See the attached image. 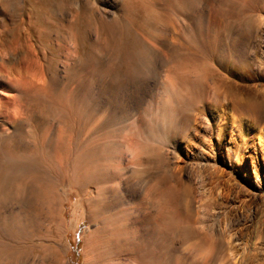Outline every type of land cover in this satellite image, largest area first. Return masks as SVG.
<instances>
[{"label": "bare ground", "instance_id": "obj_1", "mask_svg": "<svg viewBox=\"0 0 264 264\" xmlns=\"http://www.w3.org/2000/svg\"><path fill=\"white\" fill-rule=\"evenodd\" d=\"M2 1L15 14L28 6L32 21L27 22L25 46L32 56L16 73L20 91L13 99L18 102L0 96V263L24 261L32 246L29 207L38 215L44 209L54 211L57 189L63 185L81 195L86 216L96 226L84 236V264H120L125 254L135 264H185L187 255L196 264L229 259L232 243L211 224L198 225L204 219L185 209L184 185L172 184L169 174H157L154 165L159 152L156 128L174 122L176 106L170 96L181 97L180 88L192 94L202 89L209 72L200 57L202 38L205 29L220 24L225 9L218 7L205 21L202 5L207 0H120L119 11H106L99 0ZM219 36L217 32L207 38L216 43ZM2 84L0 80V95L5 93ZM141 86L171 88L160 118L153 117L152 95L129 124V115L98 103L99 89L113 90L119 97ZM37 109L45 117H33ZM26 112L24 125L19 119ZM128 132L133 134L126 138ZM116 136L139 151L132 163L145 178L140 189L154 208L143 225L130 209L113 210L120 199L107 196L111 183L119 184L123 175V168L110 164ZM31 222L39 227L40 222Z\"/></svg>", "mask_w": 264, "mask_h": 264}, {"label": "rangeland", "instance_id": "obj_2", "mask_svg": "<svg viewBox=\"0 0 264 264\" xmlns=\"http://www.w3.org/2000/svg\"><path fill=\"white\" fill-rule=\"evenodd\" d=\"M0 1V80L5 92L0 96L9 102H18L13 99L20 89L16 82L17 72L32 56L26 40L27 22L30 24L32 19L26 11L27 5L16 15ZM98 5L106 11H119L120 0H99ZM202 6L205 21L218 7L227 12L220 16L219 25L212 26L210 31L205 29L206 37L202 38L204 55L200 57L209 65L208 76L202 89L198 87L193 94L180 88L181 97L170 96V102L176 106L174 122L156 128L154 145L159 152L154 165L157 174L167 172L172 184L184 185L185 209L204 219L198 225L211 224L223 233L229 244L232 243L233 255L229 259L208 264H264V0H207ZM217 32L220 36L216 43L207 38L208 34L213 36ZM171 33L177 36L175 31ZM56 66L63 76L62 62L58 61ZM14 73H17L15 77ZM216 74L218 81H215ZM99 90L98 103L110 107L116 114L129 115L126 120L129 124L130 120H137L150 95L156 99L153 117L160 118V107L171 88L141 86L127 89L125 96L119 97L112 95L113 90ZM184 99L189 103L187 106L185 103L186 108L182 104ZM179 107L183 109L180 111ZM26 113L19 119L24 125H27L30 111ZM36 113L40 111L32 110L31 114L36 118L43 116ZM13 126L16 125L12 124L11 129ZM164 129L167 131L163 132ZM131 130L133 132L134 128ZM132 132L125 134L126 138ZM126 138L116 136L117 144L110 151V164L123 168V175L119 184L111 183L113 190L110 188L107 196L120 199L118 209H114L115 206L113 210L128 208L137 223L143 221V225L145 216L154 208L140 189L145 178L132 163L139 157V151L120 141ZM57 195L52 212L44 209L38 215L32 206L29 207V220L41 224L37 227L29 222L32 246L21 264H84V236L96 226L86 216L81 195L75 189L63 185L57 189ZM119 259L120 264H135L129 254ZM184 261L196 264L191 255L185 256Z\"/></svg>", "mask_w": 264, "mask_h": 264}]
</instances>
